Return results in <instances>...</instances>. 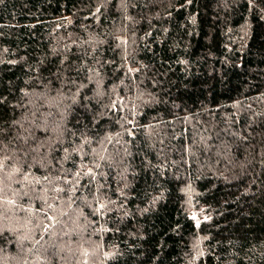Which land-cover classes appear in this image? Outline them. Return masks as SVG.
I'll return each instance as SVG.
<instances>
[{
    "label": "trees",
    "instance_id": "trees-1",
    "mask_svg": "<svg viewBox=\"0 0 264 264\" xmlns=\"http://www.w3.org/2000/svg\"><path fill=\"white\" fill-rule=\"evenodd\" d=\"M0 264H264V0H0Z\"/></svg>",
    "mask_w": 264,
    "mask_h": 264
},
{
    "label": "rangeland",
    "instance_id": "rangeland-1",
    "mask_svg": "<svg viewBox=\"0 0 264 264\" xmlns=\"http://www.w3.org/2000/svg\"><path fill=\"white\" fill-rule=\"evenodd\" d=\"M94 260V259H93ZM98 261V260H97Z\"/></svg>",
    "mask_w": 264,
    "mask_h": 264
}]
</instances>
